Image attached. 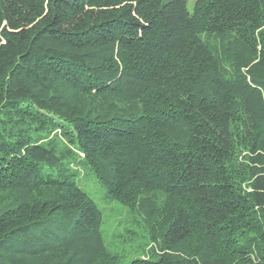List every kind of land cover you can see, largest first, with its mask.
Instances as JSON below:
<instances>
[{
    "label": "trees",
    "instance_id": "obj_1",
    "mask_svg": "<svg viewBox=\"0 0 264 264\" xmlns=\"http://www.w3.org/2000/svg\"><path fill=\"white\" fill-rule=\"evenodd\" d=\"M87 173L129 264H264V0H0V264H121Z\"/></svg>",
    "mask_w": 264,
    "mask_h": 264
},
{
    "label": "rangeland",
    "instance_id": "obj_2",
    "mask_svg": "<svg viewBox=\"0 0 264 264\" xmlns=\"http://www.w3.org/2000/svg\"><path fill=\"white\" fill-rule=\"evenodd\" d=\"M196 0H188V7L194 10ZM79 184L98 203L103 211V237L111 251L118 252L121 264L129 262L142 254L147 256L152 243L147 236L146 229L136 223L130 207L120 201L110 199L106 189L102 187L92 174H82ZM135 230L138 235L132 233Z\"/></svg>",
    "mask_w": 264,
    "mask_h": 264
}]
</instances>
